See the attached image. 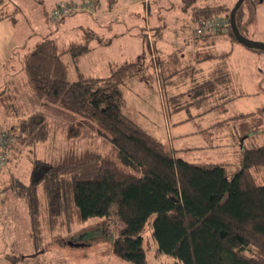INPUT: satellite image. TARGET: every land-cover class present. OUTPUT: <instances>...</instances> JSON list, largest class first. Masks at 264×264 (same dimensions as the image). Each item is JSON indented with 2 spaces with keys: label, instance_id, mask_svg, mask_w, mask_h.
<instances>
[{
  "label": "rangeland",
  "instance_id": "obj_1",
  "mask_svg": "<svg viewBox=\"0 0 264 264\" xmlns=\"http://www.w3.org/2000/svg\"><path fill=\"white\" fill-rule=\"evenodd\" d=\"M235 2L3 0L0 11L15 10L16 20H0V128L11 124L15 117L42 111L49 136L35 146L23 147L5 164L0 158V264H130L111 253L109 238L122 227L114 214L73 225L67 233L44 230L40 234L41 244L34 243L26 203L12 188L13 180L26 182L34 159L54 164L66 150L91 147L106 153L113 147L97 133L93 122L55 105L43 104L30 94L22 69L23 56L46 37L55 39L62 49L92 34L89 51L77 61L78 71L86 77L104 78L112 67L138 58L144 49L139 34L144 32L150 50L146 49L143 73L120 87L123 114L175 156L189 163H225L231 176L242 165L243 139L229 136L231 124L217 126V123L264 108V51L247 48L227 34L195 37L196 22L192 20L191 8L223 4L229 15ZM58 3L73 8L63 19L53 20L50 15ZM236 19L245 38L264 42V0H244ZM154 46L167 59L162 69L166 85L163 90L154 62ZM223 52L227 53L225 58L207 57ZM63 58L68 60L67 55ZM216 67L228 73L229 81L203 98V93L195 88ZM77 74L70 67L68 80H76ZM175 92L183 107L166 116L164 98ZM70 124L79 129L77 138H65L64 128ZM263 134L264 122L259 130V143L263 142ZM149 234L146 226V264H180L173 257L155 254Z\"/></svg>",
  "mask_w": 264,
  "mask_h": 264
},
{
  "label": "trees",
  "instance_id": "obj_2",
  "mask_svg": "<svg viewBox=\"0 0 264 264\" xmlns=\"http://www.w3.org/2000/svg\"><path fill=\"white\" fill-rule=\"evenodd\" d=\"M227 11L223 4L192 6L195 22H226L224 30L200 37L227 34L236 41ZM15 15V10L0 11V20H16ZM235 20L237 24L236 16ZM140 36L144 49L138 58L112 67L104 78L78 71L77 61L89 51L92 34L62 49L55 39L46 37L23 56L30 94L43 104L93 122L97 133L113 147L106 153L91 147L66 150L54 164L34 159L28 180H13L12 188L26 203L34 243L41 244L44 230L67 233L73 225L114 214L122 227L109 238L111 253L127 263L146 264L148 226L155 254L173 257L180 264H264V134L263 142L257 140L264 108L217 123L231 124L229 134L246 141L241 168L233 175L227 174L225 163H189L175 156L121 110L120 87L143 73L146 49L150 50L145 33ZM166 61L156 54L161 90L166 86L162 72ZM70 67L78 72L74 81L68 80ZM228 81V73L216 67L195 89L203 98L206 92L207 98ZM164 103L167 116L183 107L178 94L165 97ZM13 121L0 128V137L4 134L9 140L5 147L0 145L4 164L23 147L35 146L49 136L42 111ZM79 134L72 124L64 128L66 139Z\"/></svg>",
  "mask_w": 264,
  "mask_h": 264
},
{
  "label": "built area",
  "instance_id": "obj_3",
  "mask_svg": "<svg viewBox=\"0 0 264 264\" xmlns=\"http://www.w3.org/2000/svg\"><path fill=\"white\" fill-rule=\"evenodd\" d=\"M89 6V5H88ZM72 6H69L64 3H58L56 8L51 12V19L53 20H59L65 15H67L70 10L72 9ZM226 27V22L223 20H202L195 23L193 27V34L195 36H200L202 34L213 32L217 29L224 30ZM9 142V140L5 137L4 134H1L0 137V145L2 147H5V145ZM2 163H4V157L0 155Z\"/></svg>",
  "mask_w": 264,
  "mask_h": 264
},
{
  "label": "water",
  "instance_id": "obj_4",
  "mask_svg": "<svg viewBox=\"0 0 264 264\" xmlns=\"http://www.w3.org/2000/svg\"><path fill=\"white\" fill-rule=\"evenodd\" d=\"M243 2L244 0H236L232 9L229 12V23H230V29H231L232 35L235 38L237 43L247 48H254V49L264 51V42L253 41V40L245 38L237 27L235 16H236L237 10L240 8Z\"/></svg>",
  "mask_w": 264,
  "mask_h": 264
},
{
  "label": "crops",
  "instance_id": "obj_5",
  "mask_svg": "<svg viewBox=\"0 0 264 264\" xmlns=\"http://www.w3.org/2000/svg\"><path fill=\"white\" fill-rule=\"evenodd\" d=\"M7 20H9V19H7ZM154 29H157V28H154ZM159 33H160V31H159ZM140 35V34H139ZM83 37V36H82ZM141 42H142V39H141ZM143 44V43H142ZM154 48H155V46H154ZM160 48H157V51H156V48H155V50H154V52L160 57V58H164V56H160L159 54H160V52L158 51ZM143 51V50H142ZM142 53V52H141ZM174 54V53H173ZM170 55V54H169ZM168 55V56H169ZM212 56V54L211 55H209V56H207V57H211ZM166 57V56H165ZM179 63V61L176 63V64H178ZM118 66V65H117ZM214 69V68H213ZM213 69H210L209 71H208V74H207V77H206V79H208V77H209V74H210V72L213 70ZM205 79V80H206ZM228 87V86H227ZM225 88V87H224ZM173 91V90H172ZM176 93V92H175ZM224 94H225V92H223ZM177 94V93H176ZM175 94V95H176ZM211 96V95H210ZM209 97V96H208ZM204 98H205V95H204ZM165 114H166V116H167V112H166V108H165ZM228 119V118H227ZM177 124V123H176ZM229 135V134H228ZM229 136H231V135H229ZM232 137V136H231ZM243 140H242V143L244 144L246 141H245V138H242ZM243 144H242V146H243Z\"/></svg>",
  "mask_w": 264,
  "mask_h": 264
}]
</instances>
